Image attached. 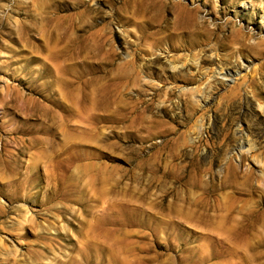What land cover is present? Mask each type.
Returning a JSON list of instances; mask_svg holds the SVG:
<instances>
[{"label": "rangeland", "instance_id": "obj_1", "mask_svg": "<svg viewBox=\"0 0 264 264\" xmlns=\"http://www.w3.org/2000/svg\"><path fill=\"white\" fill-rule=\"evenodd\" d=\"M144 1L0 0V264H218L226 230L264 212V0H167L212 33L161 41ZM55 39L80 89L116 92L104 116L49 93Z\"/></svg>", "mask_w": 264, "mask_h": 264}, {"label": "bare ground", "instance_id": "obj_2", "mask_svg": "<svg viewBox=\"0 0 264 264\" xmlns=\"http://www.w3.org/2000/svg\"><path fill=\"white\" fill-rule=\"evenodd\" d=\"M143 3H144V5H143L144 8H143L142 12H140V14L138 13V15L140 17H143V16H149V18L155 17V20L157 22V27H158L157 33L160 36V37H158L159 41H161L165 37L170 36L169 34L168 35L165 34L166 31H170V30H171L170 34H173L174 32L175 33H183V32L185 33L186 31H188L189 35H191V36L193 35V37L196 38V40H198L197 38H199V37H203V39L204 38L206 39L212 33V29H206L205 28V20L204 19H202V20L197 19V17H196L197 16L196 13L198 10L197 8H187L184 4L182 5V3H178V2H171L170 1L167 3V0H159V1H157L156 5L151 4L147 0L144 1ZM169 3L171 6L178 5L180 7L179 10L175 11L173 19H167L166 15H165L166 14L165 11H166V8H167ZM153 12L155 13V16L152 17L150 15L154 14ZM135 13H137V12H135ZM58 20H59V18H58ZM66 28H65V30H66ZM67 30H69V28H67ZM58 32H60V31H58ZM191 38H190L189 46H193L195 44L192 41L193 39H191ZM72 39H73V37H72ZM175 39H176V36H175ZM175 39H174V42L176 41ZM55 40L56 41H54L53 45L52 46L50 45L48 47V49H47L48 53L44 56V59L42 61V63L46 66L48 72L53 73L55 76V79L52 81L53 85H52L51 89L49 90V93H52L53 88H54V93L57 95V100L61 103H64V104H65V102L67 103L66 105L58 104V106L63 108L64 110H66V106L69 109H71V110H67L69 112H72L74 110V108H78L79 106L84 107L83 115L91 116L92 117L91 122L93 121V119H96L97 114L95 113V111L102 113V115H98V116H101V117L104 116V114L107 112L106 110H108V108H109V103L116 99L115 97H113V99H111L109 96L111 95V92H112L113 96H116V92L114 90H111V88L109 86H106V87L99 86L97 88L80 89V87L77 85V83H78V81H81V79H80L81 76L78 75L77 71H75V68H73L74 67L73 64L67 63V61H68L67 53L64 52L63 49L58 48V43H57L58 39H55ZM196 40H195V42H196ZM68 41H70V40H68ZM173 47L175 48L176 46H173ZM191 60L192 61H191L190 65H188V63H186V62L181 63V65H178V63H176V62L170 61V68L172 71H174L176 69L183 68V67H188V66H190L189 69H191L192 67L194 68V66H195L194 63L197 64L198 60H194V59H191ZM119 66L122 69L121 70L122 75H128L129 77H134L142 71L141 70L142 68L138 69V67L136 65V61L134 60V58H129V59L122 58V61L120 62ZM143 73H144V71H143ZM62 99L65 100V102L62 101ZM260 107H261V103H260ZM262 107H263V105H262ZM69 122L70 121H67L66 125L69 124ZM41 143H43V142H41ZM246 143H247V141H246ZM253 214L255 215V218H254L253 223L251 225L243 222V223L238 224V225L236 224L235 226H232L230 229L226 230L228 237L225 239L222 238V240H220V242H218L219 251L216 253L217 257H215L217 260H219L218 264H247L245 258H243L244 254L242 255L239 248L244 247L247 244V241L249 239L248 237H249V234L251 231L259 230L258 228H261L262 226L264 227V212L262 210H260V208H257ZM88 230H90V229H87V231H85V232H88ZM95 230H98L99 232H103L104 234L109 232V229L106 227H96ZM86 234H89V232ZM251 253L252 254H250V256H252V260L256 264H261L262 263L261 261L264 260V246L254 247L252 249ZM119 254L122 257L118 256L119 260L115 259V261H117L118 264H130V262L128 263V261L130 259L128 258L129 260L127 261L125 254H123V253H119ZM210 256H211V254H210ZM246 259H248V258H246ZM97 262H98V259H97ZM108 262H110V261H108ZM113 264H114V262H113Z\"/></svg>", "mask_w": 264, "mask_h": 264}]
</instances>
